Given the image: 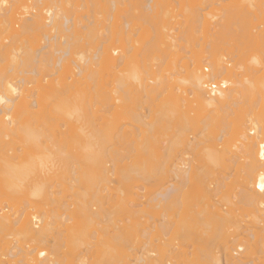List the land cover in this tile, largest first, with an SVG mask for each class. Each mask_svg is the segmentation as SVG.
I'll return each mask as SVG.
<instances>
[{
    "label": "bare ground",
    "instance_id": "obj_1",
    "mask_svg": "<svg viewBox=\"0 0 264 264\" xmlns=\"http://www.w3.org/2000/svg\"><path fill=\"white\" fill-rule=\"evenodd\" d=\"M139 1L109 0L108 7H103L107 12L106 24L100 26V31L104 33L97 39L93 37L94 41L96 39V44L93 41L95 46L85 50L82 48L85 44L80 46L82 39L86 37L88 40L93 32L98 34L100 23L90 12L80 14L82 10L79 13L78 5L74 1L0 0V64L7 62L8 65L7 71L0 68V233H3V237L0 234V240L8 241L2 244L3 249L0 247V264H175L172 259L176 257L178 260L177 256H181V259L185 256L183 259L186 264H264V0H243L236 12H231L223 4L218 9L215 6L216 11H222L221 15L204 12L208 6L219 5L217 1L198 0L199 3L196 1V6L190 7L191 9L184 7L185 0ZM93 3H90V8H94ZM66 4L70 10L65 9ZM119 4L124 7L127 5L130 9H125L126 14L121 18L123 22L120 24L119 33L124 39L134 38L139 29L134 20L140 11V18L146 17L142 18L143 21L147 19V23L150 22L149 29L153 32V40H156V43L146 42L145 49L140 48L144 57L139 58L142 60L138 65L133 62L138 58L137 53L139 56L142 54L137 49V42L128 40L130 45L126 52L107 45L109 38L111 39V36L108 37L110 30L113 29L111 22L115 18L112 12ZM138 4L141 9L135 15L134 10L139 8ZM84 5L83 3L81 7H85ZM169 6L179 12H189L190 9L187 16L192 15V21L189 24L194 22L196 25L189 30L194 31L183 28L181 23H177L174 28H168L167 21L166 24H160L161 21L158 23V19L162 17L159 14L164 12L163 17L169 16L171 9H166ZM84 11L82 13H86ZM170 15L169 18L174 16ZM180 19L182 20L181 17ZM159 24L167 26L160 27ZM148 25L146 24L147 27ZM138 26L141 28L140 24ZM193 33L197 36L201 34L202 37L196 39L197 36L194 37ZM188 35L192 36L197 46L203 45L206 51L200 57L194 58L192 52L186 75L177 80L181 86L177 82L169 84L170 80L165 78L169 74H165L166 70L163 71L160 67L162 68L173 53L182 49L181 42L186 41ZM222 41L230 47L225 53V50L218 51V43ZM23 42L27 44L24 48L20 47L24 45ZM7 52L10 53L9 56ZM227 60L235 64L231 66ZM113 64L121 68L117 71L120 77H117V84L115 83L118 89H122L120 91L123 96L133 93L132 97L124 98L120 95L121 103L135 101V93L136 103L144 100V103L153 104L167 92V101L162 99L167 105H159L155 114L151 104L146 108L150 115H155L149 116L151 120L147 125L151 129H146V122L142 119H147L148 114L141 115L140 112L137 116H134V111L131 112L133 115L128 113V120L132 116L128 125L130 127H124L126 123L124 126L117 121L112 123L109 120L111 118L108 119L114 106L109 89L112 79L109 76L114 72L111 71ZM202 65L207 66H203L202 70ZM44 66L48 67V74L40 79V68ZM205 68L207 72H204ZM42 82H45L44 85ZM32 83L36 87L28 89ZM216 84H222L224 89L210 93L207 90L208 85ZM67 91H73L74 104L62 99L61 96ZM38 92L41 98L47 95L45 97H50L55 102L50 111L62 120L61 124L55 123L54 129L47 132L51 147H42L41 141L39 142L42 134L40 135L41 129L38 132L36 126L39 124L37 120L40 115L43 116V106L41 99H38ZM26 98L33 99L27 103ZM202 116L203 119H200ZM161 125L163 128L160 130L164 132L162 134L166 133L164 136L169 137V142L163 140V147L158 141L159 138H154L156 134L152 135L153 126L157 129ZM166 127L173 130L172 134H167ZM156 129L154 133L158 130ZM146 130L152 131V134ZM50 132L55 140L51 138ZM66 133L68 136L65 139L68 138V141L63 139ZM147 134L151 136L147 137ZM170 136L173 137V142ZM60 137L63 142L62 139L58 141ZM157 138L156 143L154 139ZM36 146L44 151H38ZM179 146L182 148L177 150ZM74 149L76 154L71 153ZM165 153L169 157L173 155V159L163 166L164 161L160 159ZM226 160L234 165L228 175L231 176L234 172L241 178L238 193L226 201L229 208L223 209L224 205L216 207V201L213 200L219 189L227 185L224 181L229 176L223 171L222 179L220 177L217 182L211 180L210 183L206 181L203 189L195 188L197 198L202 200L199 203L197 201L195 206L186 207L187 200L197 196L192 193L191 197L190 192L185 189L187 186L193 188L195 178L198 180V171L204 168L207 175H217L220 169H215L224 170ZM66 173L68 176L61 180L68 181L67 185L71 184L69 189L74 186L72 183H77L74 186L76 189L71 188L76 190L72 194L76 197V201L72 203L74 207L63 203V210L59 215L61 219L56 218V214L51 215L54 223L47 221V212L46 216L44 213H31L32 198L42 197L48 204L49 201L55 204L57 200L51 196L56 193L54 187L58 184L53 182L59 174L64 176ZM158 174L166 177V180L159 184L160 187L157 186L158 189L154 186L156 191L153 193L155 189L150 187V180ZM133 179L144 182L145 185L142 184L141 188L136 189L140 193L133 192L135 187H130ZM59 180L57 179V183ZM44 181H48L49 186ZM147 185L148 190L152 188L151 193L146 190ZM48 189L53 193H48ZM121 193L126 200H130H124V204L128 202L129 208L141 207L143 204L147 207L152 203L150 212L155 214L154 208L158 210L156 214L160 212L162 219L160 218L159 223L167 219L174 209L181 206L184 213L189 208L186 215L181 216L184 218L180 220L178 236L184 241H191L195 245L194 251H184L173 244L169 252H159L164 253L159 255L154 249L155 240L144 241L143 238L147 237L145 233L148 232L144 229L145 223L140 220V223L136 222L139 218L134 219L135 223H131L132 220L129 221L130 224L122 221L125 224L118 225L110 217L115 214L118 216V211L115 212L113 208L117 207L121 211L119 213L123 210L122 215L130 210L128 206L120 203L123 201V197L119 195ZM49 194H52L50 197L55 202H51ZM117 195L122 200L115 199ZM134 195L144 200L132 198ZM234 199L236 200L233 201ZM12 200L18 202L11 203ZM123 206L126 208L123 209ZM15 207L20 208V211L16 209L19 212L17 216L15 214L18 212L13 210ZM10 208L13 213L8 215L6 212ZM141 210L142 207L139 211ZM238 210L244 211V214L236 213ZM187 212L190 214L187 215ZM132 213L136 214L135 211ZM133 214L128 212L126 215L132 217ZM154 214L152 216L156 215ZM143 216L147 217L145 214ZM56 219L62 228L59 227L61 231H57L58 237L54 239L55 226L52 224H55ZM100 225L111 231L99 227ZM141 228L145 232H141ZM5 230L8 231L7 234H4ZM17 237H23L25 242L21 239L18 241ZM148 237L151 238L149 235ZM10 240L12 241L9 242ZM62 248H71L73 251H70L75 254H71L69 250L63 253L65 249ZM238 252H242V255ZM19 255L21 257H17ZM181 262L183 263L182 260Z\"/></svg>",
    "mask_w": 264,
    "mask_h": 264
},
{
    "label": "rangeland",
    "instance_id": "obj_2",
    "mask_svg": "<svg viewBox=\"0 0 264 264\" xmlns=\"http://www.w3.org/2000/svg\"><path fill=\"white\" fill-rule=\"evenodd\" d=\"M72 1H74V4H76V5H78V8H77V10L79 11V13L81 12V10H82V12L84 11V12H86V13H80V14H89V12H90V14L92 15V16H94L95 15V18H96V20L97 21H99V23H100V25L98 26L99 28H100V26L101 25H103V24H106V22H105V19H106V17H105V15H107V14H105V13H107V12H105L103 9V7L105 6L106 8L108 7V5H109V0H98L99 1V3H98V1L97 0H94V1H96V4H94L95 2L94 1H92V0H89V1H86V0H72ZM85 1V2H84ZM118 2H120V0H117ZM141 1V0H140ZM139 1V2H140ZM166 1V0H165ZM196 1L198 2V0H185V5H184V7L186 8H190V7H195L196 6ZM203 2L204 0H200V2ZM206 1H217V3L219 4V5H214V6H208V9L206 8L205 10H204V12L207 14V13H218V15H221V13H222V11L220 12V10L219 11H216L215 9H214V7L216 6V9H218L220 6H222V4H223V6H226L227 8H229V10L231 11V12H236L239 8H240V6L243 4L242 2H243V0H206ZM82 2V3H81ZM94 2V3H93ZM142 2V1H141ZM83 3L85 4L84 6L85 7H81L82 5H83ZM90 3L92 4L93 3V7L94 8H90V6H92V5H90ZM199 3V2H198ZM207 3L208 2H206L205 4L207 5ZM140 4H142V3H140ZM80 5V6H79ZM73 6V5H72ZM80 7L82 8V9H80ZM87 7V8H86ZM120 7V8H119ZM119 7L116 9L117 10V12H116V10H114L113 12H112V15L115 17L113 20V22H111V24L113 25H111V28H113V29H111L110 31V34H109V36L108 37H110L111 36V39L109 38V42H107V45H109L111 48H119L118 50H123L124 52H126L125 50H127L128 49V47H129V45H130V42H131V40H132V42L134 41V42H137L138 43V45H139V47L137 48V49H140V48H142V50L143 49H145V47H146V42L148 43V42H155L156 43V40L154 41L153 40V37H154V35H153V32H152V30L151 29H149V26L150 25H148V23H150V22H148L147 23V19L146 20H144L143 21V19H145L144 17H142V18H140V16L139 15H141L140 13V11H138V10H140L141 9V7L139 6V4H138V7L139 8H137L136 10H134V14L136 15L137 13H139V14H137L136 16H137V18L136 17H134V18H136L135 20H134V22H135V24H140L141 25V28H140V26H138L137 25V27L139 28L138 30H137V32H135V35L133 36L134 38H132V39H126V37H125V39L127 40H125L124 39V36H122V34L121 33H119V32H121V25L120 24H122L121 22H123L122 21V16L123 15H125L126 13H125V9L127 10V8L129 7V6H125L124 7V5L123 6H120V4H119ZM121 7H122V9H121ZM170 7V6H169ZM202 7H204L205 8V5H203ZM211 7H213L212 9H211ZM218 7V8H217ZM89 8V9H88ZM186 8V9H187ZM192 8V9H193ZM65 9H67V10H70L71 8H69V5H65ZM122 11H121V10ZM129 9V8H128ZM166 9H168V10H170L171 9V7L170 8H166ZM191 9V8H190ZM190 9H189V12H190ZM109 10V9H108ZM107 10V11H108ZM130 10V9H129ZM214 10H215V12H214ZM92 11V12H91ZM138 11V12H137ZM142 11V10H141ZM210 11V12H209ZM137 12V13H136ZM167 11H165V13H166ZM175 12V13H174ZM179 11H176L175 9L174 10H172L171 9V11H169V13L170 14H174V16L172 15V18H169V16L171 17V15L168 13V17H163V16H165V15H163L164 14V12L163 13H161V14H159V15H162V17L161 18H159L158 20L159 21H157L158 23L160 22V24H162V22L163 23H165L166 24V21H167V23H168V26L167 25H165V24H163V26L162 25H160V27L162 26V27H164V26H167L168 28H169V26H170V28H174V27H177V23L179 24V23H181V24H183V28H185L186 29V27H187V29L189 30L190 28H194L195 27V25L196 24H194V22H190V24H189V21H192V17H190V16H192V15H190V16H187V14L189 15V12L188 11H183V12H185V13H183V12H179V14H177ZM187 12V13H186ZM94 13V14H93ZM116 13V14H115ZM143 13V12H142ZM182 14V15H181ZM176 15V16H175ZM183 15H185V16H183ZM121 16V17H120ZM142 16H146V15H144V14H142ZM167 16V15H166ZM179 16V17H178ZM186 16H187V18H186ZM177 17H178V19H177ZM180 17L182 18V20L180 19ZM189 17H190V19H189ZM167 18H169L170 20H172V21H170V23H169V21L167 20ZM186 18V19H185ZM162 19V20H161ZM140 20H142V21H140ZM177 20H181V22L180 21H178V22H176ZM185 20H187L188 21V23H187V21H185ZM223 19H221V21H222ZM146 21V22H145ZM175 21V22H174ZM185 21V22H184ZM223 21H225V20H223ZM138 22H140V23H138ZM142 22H144V23H142ZM173 22V23H172ZM184 22V23H183ZM158 23H157V25H158ZM194 24V25H192V24ZM146 24L148 25V27L146 26ZM173 24V25H172ZM187 24V26H185L184 27V25H186ZM144 25V26H143ZM194 26V27H193ZM236 26V25H235ZM235 26H233V27H235ZM151 28V27H150ZM166 28V27H165ZM167 28V29H168ZM217 28V27H216ZM18 29V28H17ZM148 29V30H147ZM218 29V28H217ZM101 30V28L100 29H98V31H97V33L98 34H96V32H93L92 33V36L88 39V40H86L87 38L86 37H84L83 39L86 41V42H88V43H86L83 39H82V43L80 44V46L82 47L84 44V46L82 47L83 49H85L86 50V48H87V50H88V47L89 48H92V47H94L95 45H93V37H95L96 39H97V37H99V36H101L104 32L103 31H100ZM148 31V32H147ZM190 31V30H189ZM191 31H194L193 29H191ZM190 31V32H191ZM102 32V33H101ZM151 32V33H150ZM189 32V33H190ZM213 32H216V31H214L213 30ZM37 33V35H38V32H36ZM112 34V35H111ZM121 34V35H120ZM137 34V35H136ZM149 34V35H148ZM146 35V36H145ZM189 35H192V34H189ZM188 35V37H187V39H185L186 41H184V42H181L182 43V49L180 50H178L177 51V53L175 52V53H173V56L172 57H170L169 58V60H168V62H167V60H166V62H164V65H162V68L160 67V69L161 70H163V71H165L166 70V72H164L165 74H169V76L168 75H165V78H168V80H170V82H169V84L171 83V82H173L172 84H174V82H177L178 83V81L177 80H180V79H178V78H182V77H184L185 75H186V69L188 70V65H189V63H190V58L192 57L191 55H192V52H193V58L194 57H200L201 55H203L205 52L204 51H206L205 49H204V46L202 47V46H197L196 45V41H194L191 37L192 36H189ZM193 35H195V33H193ZM197 36V34L194 36V37H196ZM199 36H201L202 37V35L200 34ZM199 36H197L196 37V39L197 38H200ZM209 35H207V38L206 39H208L209 37H208ZM152 37V38H151ZM101 38V37H100ZM99 38V39H100ZM96 39H95V41H96ZM148 39V40H147ZM205 39V40H206ZM128 40L130 41L129 42V44L127 43L128 42ZM150 40V41H149ZM94 41V44H96V42ZM122 41H126V43H124V42H122ZM208 41V40H207ZM221 42V41H220ZM218 43L217 45H218V51H223V50H225V51H223L224 53L225 52H227V50L230 48V47H228L227 46V44H225V42H223L222 41V43ZM137 43H136V45H137ZM186 43V44H185ZM188 43H189V45H188ZM200 43H202V40H200ZM224 43V44H223ZM23 44H24V42H23ZM89 44V46H87ZM135 44V43H134ZM133 44V45H134ZM152 44V43H151ZM187 45L186 47H185V45ZM192 44V45H191ZM27 45V44H26ZM26 45L24 44L23 46H20V47H23L24 48V46L26 47ZM126 45V46H125ZM135 45V47H137ZM141 45V46H140ZM142 45H144V46H142ZM224 45V46H223ZM228 47V48H225L226 46ZM128 46V47H127ZM197 46V47H196ZM239 46V45H238ZM19 47V46H18ZM125 47H127L126 49H125ZM134 47V46H133ZM185 47V48H184ZM191 47V48H190ZM201 47H202V49H201ZM240 47V46H239ZM243 47V46H242ZM242 47H241V49H242ZM121 48V49H120ZM184 48V49H183ZM194 48V49H193ZM217 48V47H216ZM221 48V49H220ZM225 48V49H224ZM10 49V48H9ZM185 49H187V52H186V50ZM7 50H8V48H7ZM6 50V51H7ZM202 50V51H201ZM246 50V49H245ZM12 51H13V49H12ZM140 51H141V49H140ZM191 51V52H190ZM244 51V50H243ZM141 52H142V54H141ZM139 54H141V56H139L138 55V53L136 54L137 56H138V58H136L135 59V61L133 60L134 58H132V60H133V62L134 63H136L137 65L139 64V61H141L142 59H139L140 57L142 58V57H144V55H143V51H141ZM245 52H247V51H245ZM8 53V52H7ZM10 53H11V50H10ZM10 53H8V55L7 56H9L10 55ZM187 53H190V54H187ZM175 54V55H174ZM143 55V56H142ZM129 56V55H128ZM191 56V57H190ZM133 57V56H132ZM228 61V64H231V66L232 65H234L235 63L233 62V61H229V60H227ZM140 64H141V62H140ZM114 66L116 65V64H113ZM166 65V66H165ZM113 66V67H114ZM203 66H207V65H202L201 66V69L203 70ZM112 67V69H111V71H114L113 73L111 72V75L109 76V79L112 77V79H110V86H109V89L111 90L110 92H111V101H113V102H111L112 104H114V106L115 105H117V106H113V108L116 110H114L113 108H112V112L110 111V117H108V119L109 118H111V119H109V120H111L110 122H112V123H115V121H117L119 124H122L123 126H124V124L126 125V126H124V127H130V126H128V125H130L129 124V122H131V119H132V116L130 115V118L131 119H127V115H129L128 113L130 112V114H132L131 112H136V113H134V116L136 115V114H138L139 112H140V114L142 115V114H148V117H147V119H144V118H142L145 122H146V124L145 125H147L149 122H150V120H151V117L152 116H155L154 114H155V110H156V112H157V110H158V106L159 105H162V104H164V105H167L166 104V101H167V98H165V96L167 95V92H165V94H163L162 95V97H159V99L158 100H156L153 104L152 103H144L143 101L144 100H142V102H135L136 101V96H135V93H134V97H135V101H130V102H125L124 104H123V102L121 103V100H120V95H124V94H122L123 92L122 91H120V90H122V89H118V87L116 86V84H117V77H118V70L120 71V69L121 68H118L117 66H115V68H113ZM116 67H117V69H116ZM0 68L3 70V71H7V69H8V65H7V62H3V63H1L0 64ZM164 68V69H163ZM170 70V71H169ZM170 72V73H169ZM116 73V74H115ZM45 74H48V67L47 66H44V67H42V68H40V79H42V76L43 75H45ZM114 74V75H113ZM168 76V77H167ZM114 77V78H113ZM119 77H120V74H119ZM118 77V78H119ZM170 77H171V79H170ZM48 80L50 79V77L49 78H47ZM176 80V81H175ZM112 81V82H111ZM180 82V81H179ZM45 83V82H44ZM44 83L42 82V85H44ZM116 83V84H115ZM176 83V84H177ZM179 85H180V83H178ZM177 84V85H178ZM176 85V86H177ZM178 85V86H179ZM181 86V85H180ZM30 87H36V85L34 84L33 85V83H32V86H28V89L30 88ZM27 88V87H26ZM32 88H30V89H32ZM122 92V93H121ZM47 94V93H46ZM74 93H73V91H67L65 94H63L61 97H62V99H66V100H68V101H70L72 104H74L75 103V97H74V95H73ZM188 93L186 92L185 93V95H187ZM37 95H38V99L40 98L41 99V102H42V106H43V110H42V113H43V116H41L40 115V118L42 119H38L37 120V122H39V124H37V126H36V129H37V131L38 132H40V135L42 134V136L40 137V140H39V142L41 141V143L43 144H40V146H50L51 147V145H50V143L48 144V142H50V139H49V137L48 136H50L49 135V133H47V132H49L50 131V129L51 130H53L54 129V124L55 123H60L61 124V122H62V120L58 117V118H56L57 116L55 115V114H53V113H51V111H50V108L53 106V104L55 103V102H53L52 101V99L49 97V98H47V97H45V96H47V95H44V98H41V95H40V93L38 92L37 93ZM132 95H133V93L131 94V95H126L127 97L129 96V97H132ZM126 96H123L124 98L126 97ZM133 97V98H134ZM167 97V96H166ZM76 98H77V96H76ZM33 98H26V101H27V103H29V101H31ZM162 99H166V101H164V100H162ZM25 101V102H26ZM138 101V100H137ZM133 102H135V103H133ZM128 103H129V105H130V107H129V105H128ZM152 105V108L154 109V111H153V113L151 112V114H153V115H150L149 113H148V110L146 109V108H148V106L149 105ZM27 106H28V104H26ZM133 105V106H132ZM140 105V106H139ZM131 107H133V108H131ZM142 107V108H141ZM25 108H27V107H25ZM139 108V109H138ZM157 108V109H156ZM30 109V108H29ZM114 110V111H113ZM144 110H147V111H144ZM115 112V113H114ZM114 113V115H112ZM116 114V115H115ZM159 114V113H158ZM111 115H112V117H111ZM133 115V114H132ZM160 115V114H159ZM137 116V115H136ZM149 116H151V117H149ZM158 117V116H157ZM141 118V117H140ZM200 119H203V116L202 117H200ZM32 122H33V120H31ZM143 121V122H144ZM121 122V123H120ZM144 122V123H145ZM32 124H35L36 125V122L34 123H32ZM144 125V127H146ZM159 125V124H158ZM157 126V125H156ZM156 126H153L154 127V129H156ZM165 126V125H164ZM169 126H170V124H169ZM61 127V126H60ZM123 127V128H124ZM143 127V128H144ZM148 127H149V125H147V127H146V129L148 130ZM159 127V126H158ZM158 127H157V129H158ZM168 127V126H167ZM166 127V128H167ZM39 128V129H38ZM65 128V127H64ZM64 128H60V130H64V131H66V129H64ZM161 128H163V125H161V127H159V129L157 130V131H155L156 133H154V129L152 130L153 131V134H152V131H150L151 132V134L152 135H155L156 134V136L154 137V138H156V137H158L159 138V140H158V138L157 139H154L155 141L156 140H158V141H160V143H161V147H163V140L165 141V140H167L168 142H169V140H168V138H167V136H164L162 133H164V132H162L160 129ZM171 128H172V126H171ZM41 129V130H40ZM129 129V128H128ZM149 129H151V127H149ZM173 129H175L174 127H173ZM40 130V131H39ZM68 130V129H67ZM146 130V132L148 133L149 131H147ZM170 128H167V134H169L171 131H173V130H170ZM34 131L35 132H37L35 129H34ZM38 132H37V134H38ZM47 133V134H44V133ZM67 132V131H66ZM149 132V133H150ZM69 133V132H68ZM68 133H66V136L65 135H63V139L66 141L67 139H65L67 136H68ZM177 133V132H176ZM37 134H35L36 136H37ZM50 134H52V137L51 138H53V133L52 132H50ZM56 134V133H55ZM71 135L73 134V133H70ZM69 134V135H70ZM171 134H172V132H171ZM175 134V133H174ZM48 138H47V137ZM65 136V137H64ZM75 136V135H74ZM73 136V137H74ZM148 136H151V135H149V134H147V137ZM173 137L175 136V135H172ZM172 136H170V138H171V142H173L174 141V139H173V137ZM39 137V136H38ZM37 137V138H38ZM69 137H71V136H69ZM190 137H192V136H190ZM36 138V139H37ZM167 138V139H166ZM174 138H176V137H174ZM39 139V138H38ZM57 139V138H56ZM58 139H59V137H58ZM61 139H62V137H60V140H58L59 142L61 141ZM63 139H62V142H63ZM73 139V138H72ZM71 139V140H72ZM151 139V138H150ZM152 139H153V137H152ZM49 140V141H48ZM52 140V139H51ZM53 140H55L54 138H53ZM68 141V140H67ZM153 141V140H152ZM158 141H156V143L158 142ZM171 142H170V144H171ZM71 143V142H70ZM153 143V142H152ZM159 143V144H160ZM221 143V142H220ZM39 144V143H38ZM37 144V145H38ZM45 144H47V145H45ZM57 144H59V143H57ZM159 144H157V147H158V145ZM169 143H168V145H170ZM71 145H72V143H71ZM154 145H155V143H154ZM153 145V146H154ZM60 146V145H59ZM39 147V146H38ZM38 147L36 146V148H37V150L38 151H44V150H42V148L41 147H39V148H41V149H38ZM220 147H222V148H224V146H220ZM45 148V147H44ZM174 148H175V146H174ZM182 148V146H179V147H177V150L178 149H181ZM176 149V148H175ZM163 150V149H162ZM161 150V152L162 153H164L163 151ZM41 152V153H42ZM71 153H74V154H76L75 153V149L73 150V152L71 151ZM71 156V155H70ZM162 159H160L161 161H164L162 164H166L167 162H170L173 158V155L171 156V157H169V156H167L166 155V153L165 154H162ZM175 156V155H174ZM72 161V160H71ZM70 161V162H71ZM225 162V164L226 165H224V167H226L227 168V170L223 167V169L224 170H222L221 168H216L215 170H218L219 171V169H220V173L219 172H217L218 174L217 175H207L206 173H207V171H206V169H200L199 171H198V173H197V177H198V180H200V182L195 178V180H194V185L192 184V186H193V188H189L188 186V188L189 189H187V187H186V189L185 190H187V192H190V196L192 197L193 196V194L192 193H196V191H195V188H200V187H202V189L203 188H205L204 187V183H207V182H209V181H215V182H217V180H218V178H220L221 176H223L225 173H227V175L229 174V172L232 170L231 168L232 167H234V165L232 164V163H230L228 160H226V161H224ZM71 163H73V162H71ZM71 163H69V165H71ZM165 164L163 165V166H165ZM170 164V163H169ZM194 164H196L197 165V163L195 162ZM200 163H198V166H200L201 167V164L199 165ZM224 164V163H223ZM68 165V166H69ZM68 170V169H67ZM66 170V171H67ZM70 170V169H69ZM222 171L224 172V174L222 173ZM62 172H63V170H62ZM68 172V171H67ZM65 173V172H64ZM216 173V172H215ZM60 175H61V178H60ZM63 174H59L58 175V178L57 179H63V177H64V179L63 180H65V178H66V176H68V174L66 173V175L64 174V176H62ZM227 175H225V176H227ZM162 175L161 174H158L157 176L155 175L150 181H152L151 183H150V187H154V186H156L155 188L156 189H158L159 187H160V185H161V183L163 182V180H164V182H165V180H166V177H164L163 178V176L161 177ZM229 176V177H228ZM227 177H228V179L227 180H225L224 182L227 184L225 187H221L220 189H219V192L217 193V196L213 199L214 201H216V207H219V206H223L224 205V208L223 209H226V208H229V207H227V206H229V205H226V201L229 199V198H231L232 197V195L234 194V195H236L237 193H238V191H239V188H238V184L241 182V178H240V176L239 175H237L236 173H234V172H232V174H231V176L230 175H228ZM211 178H213V179H211ZM225 178V177H224ZM57 179L56 180H54V184H58V185H55V187H54V184L52 185V187H54V189L56 190V193L54 194V195H52V194H49V197H50V195H52L51 197L54 199L55 198V200H57L56 202H55V200H53L51 197H50V200H52L51 202H55V204L53 203V204H51L50 203V201H49V204L47 203V201H45L44 200V198L43 199H41V198H39V199H37V198H32L31 199V201L33 202L32 203V205H31V207H32V211H30L31 213H34V214H43L44 213V215H45V213L47 212V216H48V219H47V221H49V220H51V222L49 221V223H54V219L52 218L51 219V215L52 214H56V215H58V216H56V215H53V216H56V218H59V215H60V213H62V207H61V205H63V203L65 204H71V207H74V203L73 202H75L76 200H75V196L73 197V195H74V193L73 192H75L76 190H72L71 188H75L76 189V187H74L75 186V184L77 185V183H72V185L74 184V186H72L70 189H71V191H70V189L68 188V186H70L71 184H69V185H67V182L68 181H63L62 182V180H61V182H60V180L58 181V183H57ZM162 179V180H161ZM221 179H222V177H221ZM66 180H68V179H66ZM204 182H203V181ZM132 181V180H131ZM130 181V187H135V189H133V192L134 191H137L138 193H140L138 190H136V189H138V188H141L143 185H145L144 184V182L143 181H139L138 179H137V181H136V179L134 180L133 179V181L134 182H136V183H134L133 181V183ZM207 181V182H206ZM163 182V183H164ZM202 182V183H201ZM214 182V183H215ZM44 183H46L47 184V186H49L48 185V181H44ZM49 183H51V182H49ZM132 183V184H131ZM210 183V182H209ZM211 183H213V182H211ZM65 184V185H64ZM136 184V185H135ZM143 184V185H142ZM160 184V185H159ZM131 185H133V186H131ZM136 186H137V188H136ZM139 186V187H138ZM148 187H147V189L146 190H148V188H149V185H147ZM157 186H159V187H157ZM191 186V187H192ZM51 187V188H52ZM118 187H120V186H118ZM212 187V186H211ZM50 188V189H51ZM152 188L150 189V190H148L150 193H151V191H152ZM155 188H153V189H155ZM50 189H48V193L51 191ZM53 189V190H54ZM117 189H120V188H117ZM156 189L155 190H153L152 192L154 193V191H156ZM201 189V190H202ZM50 190V191H49ZM52 190V191H53ZM198 191V190H197ZM55 192V191H54ZM187 192H185L186 194H187ZM201 192V191H200ZM50 193H53V192H50ZM136 193V192H135ZM199 193V192H198ZM73 194V195H72ZM119 195H121L120 197H123V196H125V195H123L122 193L121 194H119ZM136 195V194H135ZM133 196L132 198H134V199H138V197H136V196ZM196 195H197V193H196ZM48 195H46V197H47ZM194 196H195V194H194ZM231 196V197H230ZM187 197H188V195H187ZM196 198H194V197H192V199L191 198H189L187 201V204H189V205H187L186 204V207L188 206V207H190L191 205H193V206H195V204L197 203V201H198V203H199V201L200 200H202V198H197L198 197V195L197 196H195ZM74 198V199H73ZM116 198H118V195H117V197L115 196V199ZM125 197H123V201H120V200H122V198H118V201H120V203H125V201H128V199L126 200V198L124 199ZM194 198V199H193ZM33 199H35V200H33ZM37 199V200H36ZM112 199H114V197L112 198ZM131 199V198H130ZM199 199V200H198ZM74 200V201H73ZM125 200V201H124ZM138 200H141V199H138ZM142 200H144V199H142ZM141 200V201H142ZM231 200V199H230ZM236 199H234L233 201H235ZM72 201V202H71ZM115 201H117V200H115ZM117 201V202H118ZM130 201V200H129ZM128 201V202H129ZM18 202V200H12V202L11 203H17ZM71 202V203H70ZM113 202H114V200H113ZM127 202V203H128ZM57 203V204H56ZM73 203V204H72ZM127 203L126 204H124V206L126 205V207L128 206L127 205ZM186 203V202H185ZM20 204H23V203H20ZM50 205V206H49ZM53 205V206H52ZM113 205V204H112ZM146 205V204H145ZM144 204H143V206H141L142 207V210L143 211H145V212H143L142 210L141 211H139V209H141V207H135V208H133V207H130L129 208V206H128V209H130V210H132V212L133 211H135V213H136V210H138L137 212L138 213H136V214H133L132 212H130V210L128 211L129 212V214H133L132 215V217L130 216L129 217V215H128V217H127V215L126 214H128V212H126L125 213V215H122V214H124L123 213V210H122V213H119V209L117 208V207H112L113 208V210L115 211V212H117L118 211V216L116 217L115 215V217L113 216V215H110V217H111V219L112 220H116L115 222L119 225L120 223V225H122L124 222H126V224L127 223H129L130 224V222L129 221H131L132 220V222L131 223H135V218L137 219V218H139L136 222H138V223H140V222H143V223H145V225H144V229H146V231L148 232L147 234L145 233V237L146 238H143L144 239V241L145 240H149L150 239V241L152 240L153 242H154V240H155V242L153 243V244H155L156 243V246L154 245V249L156 250V251H158V253L157 254H159V255H162V254H166L167 253V250H168V252H169V250H171V248L170 247H172L173 246V244H175V245H177V246H179L180 248H181V250H184V251H189V252H193L194 251V249H195V245L191 242V241H184V240H182L183 238H181V237H179L178 236V233H179V230L181 229L180 228V225H181V219L182 218H184V217H181V216H185L186 215V211H187V209L189 210V208H187L186 210H185V208H184V213H183V211H181V210H183L182 209V207L180 206V207H178V208H176V210L174 209L173 211H171L169 214H168V216H167V219L165 218L163 221H162V223H159V222H161V221H159V220H161L162 219V217H161V215H160V212H159V214H156V213H158L157 211V209L155 210V208H154V211L153 212H155V216H152L153 214L150 212L151 210H152V203L148 206L147 205V207L145 206ZM123 206V207H124ZM54 207V208H53ZM106 207V206H105ZM126 207H124L123 209H125ZM144 207L146 208V209H144ZM150 208V210H148ZM7 209H9V208H7ZM11 209L12 208H10V210H8L9 212H6L8 215L9 214H11V213H13V210H16V209H18V211H20L19 209L20 208H18V207H15V209H13L12 211H11ZM49 209H53V210H55V212L53 211V210H49ZM108 209V208H107ZM109 209H110V207H109ZM135 209V210H134ZM243 209H245V207L243 208ZM46 210H48V211H46ZM178 210H179V212H178ZM11 211V212H10ZM17 210H16V212H18ZM112 211V210H111ZM110 211V212H111ZM2 212L4 213V210H2ZM52 212V213H51ZM113 212V211H112ZM121 212V211H120ZM146 212H149V213H151L152 215H149V213H146ZM182 212V213H181ZM5 213V214H6ZM236 213H238V214H244V211H241V210H238V211H236ZM19 214V212L18 213H16L15 214V216H17ZM138 214H140V215H138ZM147 215V217L146 216H143V215ZM181 214V215H180ZM188 214H190L189 212H187V215ZM139 216V217H137V216ZM179 215H180V217H179ZM14 216V217H15ZM46 216V215H45ZM121 216V217H120ZM140 216H142V217H140ZM149 216H151V217H149ZM157 216V217H156ZM50 217V218H49ZM113 217H114V219H113ZM122 217H123V220H121L122 219ZM128 219H127V218ZM29 218H31V216H29ZM116 218V219H115ZM125 218V219H124ZM150 218V219H149ZM161 218V219H160ZM59 219H61V218H59ZM245 219H247L248 220V218H245ZM52 220H54L53 222H52ZM121 222H120V221ZM126 220V221H125ZM139 220H140V222H139ZM244 220V219H243ZM59 220H57L56 219V222H55V224H52V225H54L55 226V234H53L54 236H55V238L54 239H56V236L58 235L57 234V231L59 230V231H61L60 229L62 228L61 226H60V222L59 223H57ZM122 221H124L123 223H122ZM179 221H180V224H179ZM143 223H141L142 225H143ZM125 224V223H124ZM141 225V226H142ZM150 225V226H149ZM154 225V226H153ZM54 226H52L53 228H54ZM58 226V227H57ZM17 227V226H16ZM59 227H61V228H59ZM99 227H101V228H105V229H108L107 227H105L104 225L103 226H99ZM151 229H149V228ZM154 227V228H153ZM15 228V227H14ZM56 228H57V230H56ZM143 228V227H142ZM140 229L141 230V232L143 231V229ZM13 229V228H12ZM3 230V229H2ZM109 230V229H108ZM6 231V230H5ZM4 231V234L6 233H8V231H6L5 232ZM58 231V232H59ZM109 231H111V229L109 230ZM13 232V231H12ZM143 232H145V230L143 231ZM14 233V232H13ZM1 234V236L3 237V233H0ZM111 234V233H110ZM263 234H264V232H263ZM262 234V235H263ZM11 235V234H10ZM14 235V234H13ZM12 235V236H13ZM148 235L151 237V238H149L148 237ZM53 236V237H54ZM2 237H0V238H2ZM9 237H11V236H9ZM9 237H7V238H9ZM14 237V236H13ZM13 237H11V238H13ZM50 237V236H49ZM58 237V236H57ZM7 238H5V239H7ZM10 238V239H11ZM18 238V237H17ZM16 238V239H17ZM142 238V237H141ZM140 238V239H141ZM20 239L22 240V241H24V238L23 237H20V238H18L17 240L18 241H20ZM49 239V238H48ZM51 240H53L52 239V237L50 238ZM49 239V240H50ZM142 239V240H143ZM157 239V240H156ZM13 241H14V239H12ZM12 240H10L9 242H11ZM160 240V241H159ZM7 240H4V241H1L0 240V244H1V249H3L2 247L4 246H2V244H5V242H6ZM151 241V242H152ZM8 242V241H7ZM25 242V241H24ZM20 244H23V242L21 243V242H19ZM158 243V244H157ZM160 243H163V244H161L160 245ZM52 244V243H51ZM50 244V245H51ZM172 245V246H171ZM34 246V245H33ZM170 248V249H169ZM38 250H39V248H37ZM65 249V250H64ZM79 249V248H78ZM158 249V250H157ZM62 250H64V251H62L63 253L64 252H66L67 250H69V252H71V251H73V250H71V248L69 249H67L66 250V248H62ZM71 250V251H70ZM76 250V249H75ZM77 251V250H76ZM68 252V251H67ZM161 252H164V253H162V254H160ZM61 253V252H60ZM240 255H242V252H238ZM22 254V253H21ZM20 254V255H21ZM62 254V253H61ZM71 254H75V252L73 253V252H71ZM17 256V257H21V256ZM57 255V254H56ZM64 255V254H63ZM63 255H61L62 256V258H63ZM177 257H179L178 258V260H177V258H176V260H175V258L174 259H172V262H175V264L176 263H180L181 262V260L183 261V263L181 262V264H186V263H184L185 261H184V257L182 256V259H181V256H177ZM60 258V257H59ZM17 259V258H16ZM61 259V258H60ZM72 259V261H73V259H74V257L73 258H71ZM188 259H190V257L188 258ZM179 261V262H178ZM9 264V263H8ZM10 264H11V262H10ZM14 264H17V263H14Z\"/></svg>",
    "mask_w": 264,
    "mask_h": 264
},
{
    "label": "built area",
    "instance_id": "obj_3",
    "mask_svg": "<svg viewBox=\"0 0 264 264\" xmlns=\"http://www.w3.org/2000/svg\"><path fill=\"white\" fill-rule=\"evenodd\" d=\"M204 72H207V69L205 68L204 69ZM219 89H224V86L222 84H216V85H208L207 87V90L210 92V93H214L216 92L217 90Z\"/></svg>",
    "mask_w": 264,
    "mask_h": 264
}]
</instances>
